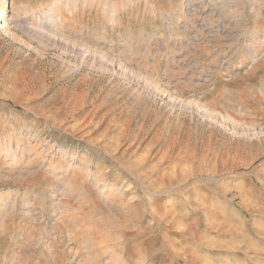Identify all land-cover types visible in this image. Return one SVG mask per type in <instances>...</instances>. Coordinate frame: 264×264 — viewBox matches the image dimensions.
Here are the masks:
<instances>
[{
  "label": "rangeland",
  "instance_id": "rangeland-1",
  "mask_svg": "<svg viewBox=\"0 0 264 264\" xmlns=\"http://www.w3.org/2000/svg\"><path fill=\"white\" fill-rule=\"evenodd\" d=\"M0 11V264H264V0Z\"/></svg>",
  "mask_w": 264,
  "mask_h": 264
},
{
  "label": "bare ground",
  "instance_id": "bare-ground-1",
  "mask_svg": "<svg viewBox=\"0 0 264 264\" xmlns=\"http://www.w3.org/2000/svg\"><path fill=\"white\" fill-rule=\"evenodd\" d=\"M1 12H2V11H0V13H1ZM2 15H3V13L0 14V18L2 17ZM3 24H4V22H3ZM220 263H221V264H228V263H229V260H228L227 258H224Z\"/></svg>",
  "mask_w": 264,
  "mask_h": 264
}]
</instances>
